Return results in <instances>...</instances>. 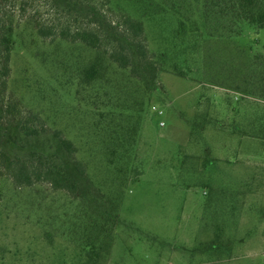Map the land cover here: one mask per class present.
I'll use <instances>...</instances> for the list:
<instances>
[{
  "label": "rangeland",
  "instance_id": "1",
  "mask_svg": "<svg viewBox=\"0 0 264 264\" xmlns=\"http://www.w3.org/2000/svg\"><path fill=\"white\" fill-rule=\"evenodd\" d=\"M227 6L17 0L7 93L39 134L0 111V149L42 155L79 188L18 186L0 170V264H85V217L109 197L120 210L105 264H264V27ZM127 16L159 66L152 91L116 66L86 83L96 51L62 35L93 29L105 48L129 38Z\"/></svg>",
  "mask_w": 264,
  "mask_h": 264
},
{
  "label": "trees",
  "instance_id": "2",
  "mask_svg": "<svg viewBox=\"0 0 264 264\" xmlns=\"http://www.w3.org/2000/svg\"><path fill=\"white\" fill-rule=\"evenodd\" d=\"M227 10L233 13L236 21H245L257 28L264 27V0H227ZM223 9L222 11H227ZM17 0H0V111L12 117L16 125L27 135H37L39 131L28 124V116L23 113L17 102L8 96V81L11 76V60L16 41L15 14ZM124 27L129 38L109 39L103 47L102 35L96 30L77 28L64 30L63 37L67 40L78 41L94 49L95 56L83 69V79L92 84L108 76L112 66L128 70L132 76H140L142 83L152 91L155 85L159 66L150 55L144 22L141 19L127 16ZM39 33L43 36L51 34L49 28L41 26ZM62 148L73 154L75 145L70 139L55 132ZM136 140V139H135ZM79 174L85 173L84 164L75 162ZM0 170L6 172L18 186H31L36 182L49 183L56 190H66L77 193L78 183L56 164L48 163L44 156L33 154V157L15 156L0 149ZM92 209L85 217L83 236L85 239V264H105L111 252L113 235L119 219V201L109 197V202Z\"/></svg>",
  "mask_w": 264,
  "mask_h": 264
},
{
  "label": "crops",
  "instance_id": "3",
  "mask_svg": "<svg viewBox=\"0 0 264 264\" xmlns=\"http://www.w3.org/2000/svg\"><path fill=\"white\" fill-rule=\"evenodd\" d=\"M252 166V165H251Z\"/></svg>",
  "mask_w": 264,
  "mask_h": 264
}]
</instances>
